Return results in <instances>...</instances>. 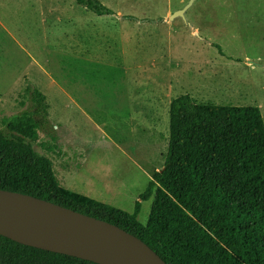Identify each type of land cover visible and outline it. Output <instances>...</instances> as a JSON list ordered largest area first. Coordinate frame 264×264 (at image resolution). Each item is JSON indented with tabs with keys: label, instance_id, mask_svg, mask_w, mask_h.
Listing matches in <instances>:
<instances>
[{
	"label": "rangeland",
	"instance_id": "374dc122",
	"mask_svg": "<svg viewBox=\"0 0 264 264\" xmlns=\"http://www.w3.org/2000/svg\"><path fill=\"white\" fill-rule=\"evenodd\" d=\"M100 1L113 14L0 0V130L33 109L36 88L48 121L33 148L60 185L132 212L163 167L173 98L256 106L264 118V0H194L184 17L170 15L188 0Z\"/></svg>",
	"mask_w": 264,
	"mask_h": 264
},
{
	"label": "trees",
	"instance_id": "16d2710c",
	"mask_svg": "<svg viewBox=\"0 0 264 264\" xmlns=\"http://www.w3.org/2000/svg\"><path fill=\"white\" fill-rule=\"evenodd\" d=\"M75 3L98 16L113 14L100 0ZM30 100L32 110L3 121L0 189L115 224L167 264H264V118L258 107L198 102L188 94L173 98L163 167L127 212L60 185L52 160L33 148L48 121L46 98L34 88ZM150 198L142 224L141 201ZM0 264L99 263L0 235Z\"/></svg>",
	"mask_w": 264,
	"mask_h": 264
},
{
	"label": "water",
	"instance_id": "95a60500",
	"mask_svg": "<svg viewBox=\"0 0 264 264\" xmlns=\"http://www.w3.org/2000/svg\"><path fill=\"white\" fill-rule=\"evenodd\" d=\"M194 0L170 16L184 17ZM0 235L99 264H167L138 237L48 200L0 189Z\"/></svg>",
	"mask_w": 264,
	"mask_h": 264
}]
</instances>
